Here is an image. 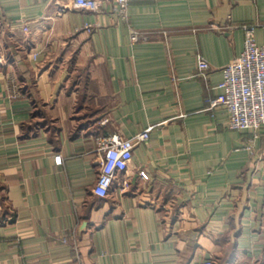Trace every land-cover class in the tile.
<instances>
[{
  "label": "crops",
  "instance_id": "0c3cea01",
  "mask_svg": "<svg viewBox=\"0 0 264 264\" xmlns=\"http://www.w3.org/2000/svg\"><path fill=\"white\" fill-rule=\"evenodd\" d=\"M112 5L0 0V264H264V128L208 108L264 0ZM146 128L95 195V138Z\"/></svg>",
  "mask_w": 264,
  "mask_h": 264
},
{
  "label": "built area",
  "instance_id": "2783aa9c",
  "mask_svg": "<svg viewBox=\"0 0 264 264\" xmlns=\"http://www.w3.org/2000/svg\"><path fill=\"white\" fill-rule=\"evenodd\" d=\"M110 0H73V6L88 12H103L105 3ZM129 0H113L112 12L123 20L128 18ZM244 43L242 51L222 68L221 92L208 101V108L222 107L228 115L227 125L232 130H258L264 128V43H257L252 24H242ZM26 29V28H25ZM152 38L149 32L130 30L131 42L147 41ZM200 70L209 67L200 57L197 61ZM149 137V128L132 136L119 133L104 134L95 138V151L100 154L99 169L92 192L105 197L113 182L128 167L133 150ZM139 174L147 179L144 171ZM2 221L0 220V223ZM197 264H212L204 260Z\"/></svg>",
  "mask_w": 264,
  "mask_h": 264
},
{
  "label": "rangeland",
  "instance_id": "374dc122",
  "mask_svg": "<svg viewBox=\"0 0 264 264\" xmlns=\"http://www.w3.org/2000/svg\"><path fill=\"white\" fill-rule=\"evenodd\" d=\"M0 208L3 209V207L0 205Z\"/></svg>",
  "mask_w": 264,
  "mask_h": 264
}]
</instances>
